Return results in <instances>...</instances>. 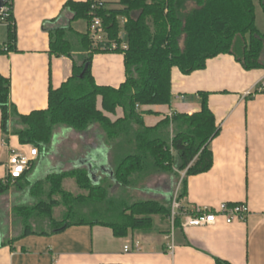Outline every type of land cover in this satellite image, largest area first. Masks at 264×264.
I'll return each mask as SVG.
<instances>
[{
    "label": "trees",
    "instance_id": "trees-1",
    "mask_svg": "<svg viewBox=\"0 0 264 264\" xmlns=\"http://www.w3.org/2000/svg\"><path fill=\"white\" fill-rule=\"evenodd\" d=\"M264 10V0H260ZM9 15L3 21L8 26L6 45L16 44L14 0H6ZM67 7L73 12L71 22L85 20L87 31L69 26L50 28L51 53L69 56L73 60V75L61 87L51 88L47 109L20 114L11 104V81L0 74V109L3 128L13 132L21 144L39 147L42 151L52 142L57 126L78 131L97 123L123 153L117 160L112 181L113 189L130 186L136 174L151 169L163 171L176 167L186 171L179 199L184 204L187 177L209 171L213 165L211 141L218 135L219 126L211 110L208 92H200L201 109L188 114L175 112L157 126L145 125L141 107L171 105L172 69L191 74L206 67L209 59L229 54L247 70L264 69V33L256 25L254 0H119L116 5L100 1H71ZM100 19L102 39L95 40L90 26ZM120 52L124 54L127 78L119 87L96 84L91 71L94 54ZM101 98V107L98 99ZM122 108L124 115L112 119ZM170 127L175 133L170 138ZM30 170V169H29ZM25 174L13 179H0V195L12 185L24 188ZM49 196L60 199L40 200L33 207L20 206L19 211H35L50 219V231L36 232L26 226L22 236L52 234L73 225H102L110 227L117 237H125L130 230L150 229L152 216L169 219L171 205L156 200L128 203L127 199L109 198L105 185L95 184L88 171L76 168L69 172L49 174ZM72 178L87 194L73 195L63 183ZM41 182V181H40ZM39 182V183H40ZM63 205V219L54 217L56 207ZM185 206V205H184ZM89 212L102 217L90 220ZM82 208V209H80ZM76 216L80 218L75 219ZM180 217L175 224H180ZM217 264H232L217 259Z\"/></svg>",
    "mask_w": 264,
    "mask_h": 264
},
{
    "label": "crops",
    "instance_id": "crops-1",
    "mask_svg": "<svg viewBox=\"0 0 264 264\" xmlns=\"http://www.w3.org/2000/svg\"><path fill=\"white\" fill-rule=\"evenodd\" d=\"M71 1L86 0H14L16 44L11 49L6 45L8 26L0 22V74L10 79L11 104L20 114L47 109L50 89L61 87L73 75L72 58L52 54L50 47V28L71 24L81 33L88 29L87 22L85 30L83 25L79 29L73 26L79 21H70L73 12L67 4ZM100 1L115 6L119 0ZM91 71L96 84L119 88L127 78L124 54H94ZM263 78V68L247 70L234 56L221 54L209 59L204 69L188 75L173 68L172 104L140 108L152 110L143 117L146 126L155 127L175 112L199 111V93H209L208 103L219 126L218 135L209 145L213 165L207 172L187 177L184 205L192 209L245 202L251 209L245 221L229 224L221 220L215 225L183 227L182 220L173 226L170 219L164 218L156 231L152 223L150 229L130 230L125 237L115 236L110 227L84 224L52 234L21 233L15 238L12 228L6 234L4 211L0 209V264H217V259L232 264H264V92H256ZM108 115L115 120L124 111L119 107L115 115ZM13 130L12 123L7 132L4 130L0 109V179L7 176L11 151L29 149ZM89 132L58 128L24 180L44 181L49 174L64 169L61 166L57 170L51 151L62 137H76L82 149L76 161L64 164L84 168L89 174L90 163L101 162L114 171L109 160L118 159L122 149L106 139L101 127L92 136ZM100 135L105 148L99 142ZM13 194L11 187L8 195H0V200L9 196L11 207L25 201V193ZM170 198L161 203L171 205Z\"/></svg>",
    "mask_w": 264,
    "mask_h": 264
},
{
    "label": "rangeland",
    "instance_id": "rangeland-1",
    "mask_svg": "<svg viewBox=\"0 0 264 264\" xmlns=\"http://www.w3.org/2000/svg\"><path fill=\"white\" fill-rule=\"evenodd\" d=\"M256 25L258 29L264 33V10L261 7L258 0H256ZM80 23V24H78ZM77 24H73V26L77 29L80 28L79 25H83L82 30L86 29V21L85 20H79ZM0 25H2L0 23ZM63 126H57L56 130ZM65 127V126H64ZM99 124L95 123L91 125L87 130L84 131H90L89 136H92L93 132L95 130H98ZM76 130V129H73ZM78 131V130H76ZM79 131V132H84ZM175 131L174 129L169 133V137L171 138L174 135ZM55 136V135H54ZM100 140L99 142L102 144L104 142V137L102 135L99 136ZM78 140L76 137H62L60 144L57 145V147H53L51 151L52 153V159L54 160V163L57 164V170L59 167L64 166L61 170V172H69L76 168V165L70 164L66 165L64 163H73V161H76L78 153H81V146L78 145ZM103 145V144H102ZM29 147H32V145H29ZM103 148L104 145H103ZM69 159L71 161H69ZM73 159V160H72ZM118 159H115L112 157V159L109 160L110 166L113 168V170L117 166ZM48 165V163H47ZM49 167V165H48ZM33 169V166L30 167L31 171ZM60 169V168H59ZM84 169V168H83ZM48 170V168H46ZM52 174V173H51ZM186 171H180L176 169V167L172 168L171 170L163 171V170H157V169H151L147 173H140L136 174L132 178V183L130 186L127 187H121L118 189L114 188V183L112 181V178L105 176L102 174L100 170L97 171V173L94 176V179H98V177H101L100 184L105 185L109 190V198L113 199L115 198L117 202H121L120 199H127L128 203H133L136 201H146V200H156L158 202H165L167 196H170L171 198L169 200H172V197L175 193H179L181 190V184L183 177L185 176ZM47 180V178H45ZM38 179L30 180V183L25 182L24 188L19 189L16 185H12L13 188V195L15 193H25V201H21L20 205H12L10 206V197L7 196L8 192L5 193V199L0 200V209L4 211V228L6 229V234H8V231L10 228H12V234L14 237H18L23 233L26 229V226H30L34 231L41 232V231H50L53 229L54 225L51 223L50 219L46 216L42 215L39 212L31 211L29 215L26 213V211L21 212L19 211L20 206L28 205L30 207H33L38 201L45 200V201H51L54 199H60V195L58 196H49V192L51 190V184L44 180V181H37ZM40 182V183H39ZM64 189L73 195L78 194H87V191L80 189L76 182L72 178H67L64 180L63 183ZM166 199V200H165ZM82 209V208H80ZM84 212H88L87 217L90 220L93 219H99V217H102L99 213H90L89 209L85 207ZM65 212V207L63 205L58 206L54 210V217L57 220L63 219V213ZM80 218L79 216H76L75 219ZM153 223H154V229L156 231V228L161 224V221L163 222L164 217L159 214H155L152 216ZM172 227V226H171Z\"/></svg>",
    "mask_w": 264,
    "mask_h": 264
},
{
    "label": "built area",
    "instance_id": "built-area-1",
    "mask_svg": "<svg viewBox=\"0 0 264 264\" xmlns=\"http://www.w3.org/2000/svg\"><path fill=\"white\" fill-rule=\"evenodd\" d=\"M8 11V7L5 5L0 14V22H3L9 15ZM100 25V19L95 17L90 26V31L95 40L102 39V32L99 29ZM256 92H264V78L258 83ZM39 155L40 149L37 146L29 147L28 150L13 149L7 163V175L13 179L22 177ZM250 210L249 205L245 202L221 203L216 207L197 206L189 209L182 204L177 192L171 200V215L169 219L174 226L176 219L180 217L183 227L215 225L221 220L230 224L235 221H245L250 214ZM125 248L126 250L129 249L128 246Z\"/></svg>",
    "mask_w": 264,
    "mask_h": 264
},
{
    "label": "water",
    "instance_id": "water-1",
    "mask_svg": "<svg viewBox=\"0 0 264 264\" xmlns=\"http://www.w3.org/2000/svg\"><path fill=\"white\" fill-rule=\"evenodd\" d=\"M5 5H6V0H0V14H1L2 10L4 9ZM100 163H97V162L94 164L90 163V166H89V168H90L89 176L95 184L99 183L98 179H94L95 172H97L98 170H103V172H106V173L110 174L111 176L113 175L112 170L106 169L104 167V164H100ZM95 165H96V167H94Z\"/></svg>",
    "mask_w": 264,
    "mask_h": 264
}]
</instances>
